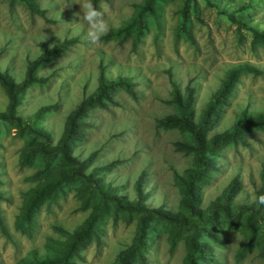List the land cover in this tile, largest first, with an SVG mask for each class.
<instances>
[{
  "label": "rangeland",
  "instance_id": "rangeland-1",
  "mask_svg": "<svg viewBox=\"0 0 264 264\" xmlns=\"http://www.w3.org/2000/svg\"><path fill=\"white\" fill-rule=\"evenodd\" d=\"M37 2L45 18L20 4L0 0V72L20 83L27 63L40 55V46L51 48L65 40L75 43L39 70L38 75L46 82L25 89L17 115L28 120L41 108L54 107L37 124L55 143L68 114L97 87L101 68L109 78H130L136 85L135 98L122 90L114 91L116 105L91 111L87 118L90 126L83 140L73 147L74 156L91 157L93 165L119 161L105 174V180L123 186L130 197L135 181L143 173L150 206L179 208L181 194L175 174L191 166V156L175 150L174 143L184 141L177 130L157 126V120L175 112L168 103L172 81L181 90L186 86L194 90V109L199 117L231 66L248 63L262 71L259 76L239 78L220 107L217 124L209 136L227 130L244 110L264 111V45L236 23L243 19L248 27L264 30V0H189L185 4L184 0H166L158 17H147L137 45L131 39L124 43L103 39L95 45L89 43L85 39L87 25L80 13L81 0ZM142 2L107 0L97 8L103 11L111 30L129 20L135 5ZM8 100L0 83V112L6 109ZM245 141V146L236 144L221 150L216 158L218 170L203 188V208L236 176L242 183L238 193L244 192L247 198L241 201L236 195L235 201L255 200L264 165V133L259 127L252 129V136H246ZM24 143L23 132L12 124L0 123V191L4 198L0 208L8 233L5 236L0 231V264H18L33 250L43 254L47 237L60 238L54 226L74 231L90 212L81 209L75 190L78 183H70L63 197L43 200L35 215V235L27 238L14 228L22 194L37 184L41 176L36 174L43 168V159L22 160ZM152 225L145 264H184V241L181 239L170 249L167 227L159 221ZM134 231V224L109 218L99 242L90 241L76 264H113L117 254L131 243ZM210 233L218 238V244L212 246L214 264H264V257L254 247L243 258H237L244 239L242 230H229L221 222Z\"/></svg>",
  "mask_w": 264,
  "mask_h": 264
},
{
  "label": "trees",
  "instance_id": "trees-1",
  "mask_svg": "<svg viewBox=\"0 0 264 264\" xmlns=\"http://www.w3.org/2000/svg\"><path fill=\"white\" fill-rule=\"evenodd\" d=\"M8 1L20 4L30 13L45 18V11L40 8L37 0ZM105 1L107 0H92L96 7ZM188 1L184 0V4ZM165 2L166 0H143L135 5L129 20L120 27L109 30L102 39L119 43L131 39L133 44L137 45L146 29L147 17H158V12L162 10ZM236 23L247 28L255 42L264 45V30L248 27L243 19L237 20ZM74 43L75 40H65L51 48L40 46V55L27 63L25 76L20 83H16L7 73L0 72V83L9 99L6 109L0 112V123L12 124L25 134L22 160L43 159V168L36 174L37 177L41 176L40 179L33 188L22 194L24 199L15 218L14 228L27 238L35 235V215L43 200L47 197H63L64 188L70 183H78L75 190L81 209H90L87 218L74 231L54 226L53 230L60 238L47 237L43 254L36 250L30 251L18 264H76L81 259V251L90 241L99 242L109 218L115 222L135 225L131 243L117 254L113 264H145L154 221H159L167 227L170 249L181 239L184 241V264L216 263L212 246L218 244V238L210 231L217 230L221 222H224L229 230H242L244 233L237 258H243L253 247L258 248L260 255L264 257V205L255 202L256 197L264 195V165L260 168L261 184L255 191L254 201H235V196L242 188V183L236 176L206 208L202 207L203 188L212 182L218 170L216 158L221 150L236 144L245 146V137L252 136V129L257 127L264 133V111L244 110L227 130L208 135L217 124L220 107L235 89L239 78L248 74L259 76L262 71L248 63L231 66L199 117H196L194 109V90L189 86L181 90L175 82H171V99L168 103L174 107L175 112L157 120V126L177 130L184 141L175 142V150L191 156V166L183 173L175 174L181 199L178 210H172L148 204L143 173L135 181L133 197H130L123 186L113 185L105 180V174L119 164V161L93 165L91 157L80 159L73 155L74 145L83 140L85 129L90 126L87 118L91 111L116 105L112 97L116 90H122L129 97L135 98L136 85L130 78H109L101 68L97 87L92 93L84 96L68 114L63 133L55 143L50 134L37 124L54 107H43L28 120L17 115L25 89L46 82L45 78L38 75L39 70ZM2 201L4 198L0 191V203ZM0 231L8 236L1 208Z\"/></svg>",
  "mask_w": 264,
  "mask_h": 264
},
{
  "label": "clouds",
  "instance_id": "clouds-1",
  "mask_svg": "<svg viewBox=\"0 0 264 264\" xmlns=\"http://www.w3.org/2000/svg\"><path fill=\"white\" fill-rule=\"evenodd\" d=\"M79 6L80 13L82 12V18L87 25L85 39L89 43L95 45L99 43L102 37L107 34V32L109 31V24L104 17L103 11L99 10L93 4L92 0H81ZM237 198L243 201L247 197L244 192H240L237 194ZM255 202L260 205H264V195L256 197Z\"/></svg>",
  "mask_w": 264,
  "mask_h": 264
}]
</instances>
